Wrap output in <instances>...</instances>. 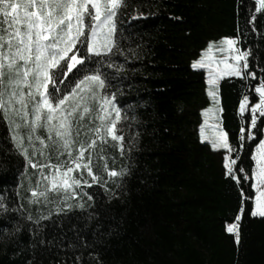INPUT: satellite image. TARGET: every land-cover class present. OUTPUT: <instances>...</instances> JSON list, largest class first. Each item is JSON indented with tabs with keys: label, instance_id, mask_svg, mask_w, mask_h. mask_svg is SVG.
Instances as JSON below:
<instances>
[{
	"label": "trees",
	"instance_id": "obj_1",
	"mask_svg": "<svg viewBox=\"0 0 264 264\" xmlns=\"http://www.w3.org/2000/svg\"><path fill=\"white\" fill-rule=\"evenodd\" d=\"M126 4L115 21L116 47L101 68L104 91L115 93L121 109L124 151L110 139L97 140L92 166L98 182L85 172L91 186L70 201V211H57L56 194H49L51 202H29L39 172L0 120V204L6 206L0 208V264H264V217L251 214L253 157L264 139L259 113L248 138L250 108L259 97L254 89L264 79V8L259 0ZM137 11L147 18L132 19ZM222 37L238 38V48L248 52L245 76L223 77L218 89L219 118L236 149L230 157L239 156L233 166L239 182L226 174L228 150L201 139L203 110L212 99L205 68L192 67L208 43ZM75 78L69 74L61 90ZM245 95L249 102L241 113ZM88 106L95 112V103ZM90 121L85 114L81 139L94 126ZM19 132L27 146L28 129L22 124ZM47 154L55 163L54 150ZM33 160L46 163L39 153ZM105 162L121 174L110 177ZM80 202L83 208L75 206ZM231 223H238L239 242L227 231Z\"/></svg>",
	"mask_w": 264,
	"mask_h": 264
},
{
	"label": "snow or ice",
	"instance_id": "obj_2",
	"mask_svg": "<svg viewBox=\"0 0 264 264\" xmlns=\"http://www.w3.org/2000/svg\"><path fill=\"white\" fill-rule=\"evenodd\" d=\"M259 4L264 8V0H259ZM126 6V0H0V120L6 122L14 146L39 172L36 186L29 188L30 203L51 202V193L60 197L58 212L70 211L74 206L70 201L80 195L85 185L91 186L84 179L85 172L92 183L98 182L92 166L97 140L110 139L123 154L124 136L118 127L122 120L121 109L115 103V93L104 91L106 76L101 68L116 47L115 21L117 13ZM131 18L147 17L137 11ZM219 43L221 47L216 50L229 53L232 63L228 62V57L215 60L211 55L215 42H209L200 59L192 63L193 68L208 69L210 86H215L222 76L243 77L248 69V52L236 47L238 38L223 37ZM69 74L76 78L61 90ZM247 76L255 77V73L248 72ZM254 90L259 97L250 108L249 139L254 137L252 129L257 125V113L264 116V79ZM208 95L215 100L217 92L210 87ZM248 102L249 97L245 95L239 106L241 113L245 112ZM91 103L96 104L95 112L88 106ZM204 111L207 113L210 109ZM85 114L92 117L90 123L94 126L88 127L83 133L87 138L81 139ZM22 124L28 129L27 146L25 136L19 132ZM41 130L47 139L40 134ZM244 133L241 127V142ZM212 147L226 149L229 153L236 151L223 130L212 140ZM49 148L55 152V163L47 154ZM37 153L46 163L33 160ZM237 159L239 156L232 159L226 155L224 165L226 174L239 182L233 167ZM253 159L256 182L252 187L256 195L251 214L264 217V188L261 187L264 185V139L259 141ZM103 167L110 177L121 174L109 170L106 162ZM75 206L83 208L84 204L80 202ZM0 208L6 210L3 204ZM27 219L32 220V216ZM239 219L238 215L236 221ZM36 223L39 224V220ZM227 231L235 233L239 242L238 223L228 224Z\"/></svg>",
	"mask_w": 264,
	"mask_h": 264
},
{
	"label": "rangeland",
	"instance_id": "obj_3",
	"mask_svg": "<svg viewBox=\"0 0 264 264\" xmlns=\"http://www.w3.org/2000/svg\"><path fill=\"white\" fill-rule=\"evenodd\" d=\"M223 38V37H222ZM218 39V40H215V41H212V42H215V47H214V50L213 52L211 53V55L215 58L216 61H220L221 59L225 58V57H228V62L229 63H232V59L230 57V54L229 53H226V52H220L216 49H218L219 47H221L220 45V41L221 39ZM232 38V37H231ZM236 47H238L236 45ZM207 48V47H206ZM205 48V49H206ZM204 49V50H205ZM203 54V52H202ZM201 54V55H202ZM201 55L199 56V58H197L196 60L200 59ZM220 67H223V65L221 64ZM206 70V73H207V76H208V69L205 68ZM214 70V69H213ZM223 77H226V76H222L215 84V86H210L208 84V90L210 87L213 88V91H216L217 92V97L216 99L214 100L211 96V99H212V103L205 109H210V111H208L207 113H205V109L203 110V121H202V124H201V128H200V135H201V139L203 141H206V142H209L211 145H212V140L216 138V135L218 132H220L221 130L225 131L222 127V124H221V120L219 118V113H220V102H219V92H218V89H219V81L223 78ZM219 126V127H216V126ZM203 128V132L201 131V129ZM206 137V139H205ZM215 149H222V148H215ZM256 153V152H255ZM227 156H230V153H227L226 154ZM255 177H254V183H255ZM262 188H264V185L261 186ZM255 189V188H254ZM256 191V189H255ZM255 202V201H254ZM259 216V215H257Z\"/></svg>",
	"mask_w": 264,
	"mask_h": 264
}]
</instances>
